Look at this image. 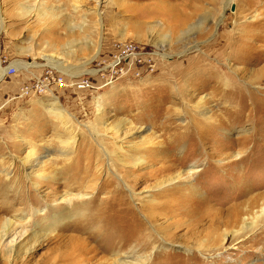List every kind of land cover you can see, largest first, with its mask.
I'll list each match as a JSON object with an SVG mask.
<instances>
[{
    "label": "rangeland",
    "instance_id": "rangeland-1",
    "mask_svg": "<svg viewBox=\"0 0 264 264\" xmlns=\"http://www.w3.org/2000/svg\"><path fill=\"white\" fill-rule=\"evenodd\" d=\"M127 44L138 59L97 90ZM46 70L92 89L17 97ZM1 71L0 264H59L100 222L156 263L264 264V0H0Z\"/></svg>",
    "mask_w": 264,
    "mask_h": 264
},
{
    "label": "bare ground",
    "instance_id": "bare-ground-1",
    "mask_svg": "<svg viewBox=\"0 0 264 264\" xmlns=\"http://www.w3.org/2000/svg\"><path fill=\"white\" fill-rule=\"evenodd\" d=\"M195 13L194 9H189V12L185 13H177L175 14V24L178 27H184L186 26L187 28L190 27L189 26V21L190 19H192L193 14ZM202 19V18H201ZM195 26V25H194ZM192 26V27H194ZM192 27L190 29H192ZM251 33V32H250ZM221 39V38H219ZM223 39V38H222ZM217 45V44H216ZM219 45V44H218ZM223 45V44H222ZM231 47V46H230ZM219 48V47H218ZM217 49V48H216ZM219 50V49H218ZM238 60V59H237ZM236 60V61H237ZM61 61H63L62 57H53L52 60L48 61L51 65L55 66V67H62V63H60ZM241 62V61H239ZM5 71H1V75L4 74ZM226 84V83H225ZM170 86V85H169ZM204 109V108H203ZM202 109V110H203ZM60 112V111H59ZM56 116L58 118H62L63 116L60 114H56ZM211 120L210 118L208 119V121ZM215 124V122H213ZM200 126V125H199ZM178 128V127H177ZM202 129V126H201ZM177 136V135H176ZM172 141V140H171ZM158 144V143H157ZM159 145V144H158ZM161 145V143H160ZM35 152H33L32 150H30L27 155L25 156V161L26 163L31 162V158L34 156ZM132 158V157H131ZM125 160V159H123ZM132 160V159H131ZM134 160V159H133ZM89 161V160H88ZM129 161V160H128ZM124 162V161H123ZM126 162V161H125ZM144 162L143 159L138 158L136 159L135 163H133V165L131 166H136L139 167L140 165H142V163ZM39 163H36V166ZM40 165V164H39ZM125 167V166H124ZM130 168V167H129ZM135 169V168H133ZM140 169V168H139ZM138 170V169H137ZM136 170V171H137ZM153 171L151 170L152 174ZM156 173V172H155ZM158 173V172H157ZM76 176V175H75ZM146 176V175H145ZM182 176V173H177L176 175H174L171 179H168L166 182L167 183H173L174 181H177L180 177ZM36 178H42L41 175H35ZM77 178V177H75ZM79 178V177H78ZM157 178V177H156ZM146 179V178H145ZM53 180V179H52ZM73 180V179H71ZM74 181V180H73ZM78 182V181H76ZM74 183V182H73ZM83 185V184H82ZM107 185V184H106ZM79 186V185H77ZM96 186V185H95ZM99 187V186H98ZM103 186H101L100 188L102 189ZM100 188H96V192L98 193V191H100ZM192 191H195L194 188H191ZM94 192V191H93ZM95 192V193H96ZM79 194V193H78ZM82 194V193H81ZM84 194V193H83ZM87 194V193H86ZM82 197L84 196H80V199H82ZM96 196H94V194L92 195V197H90L87 202H88V206L93 205V203H95L97 200L95 198ZM78 198V197H77ZM74 199V198H73ZM77 200V199H75ZM108 200V199H107ZM107 200L101 201V203L98 205V211L103 212V210L105 211L107 208L105 207ZM110 200V199H109ZM82 201V200H81ZM79 202V201H78ZM84 202V201H82ZM97 203V202H96ZM77 204V202H76ZM81 207L82 205H85L83 207H86V204H80ZM71 206V205H70ZM68 207V206H67ZM95 207V206H94ZM50 208V207H49ZM92 208V207H91ZM85 209V208H84ZM95 209V208H94ZM44 210V209H43ZM73 210V209H71ZM88 210H90V208L88 207ZM41 211V210H40ZM156 213H158L159 211H155ZM42 213V212H41ZM49 213V212H48ZM91 213V212H90ZM89 213V214H90ZM95 213V212H94ZM264 213V208H262L261 210V214ZM71 214V211L65 210L63 211L60 216L58 213L52 214L49 213L48 216L42 217L40 218V220L42 222H46L47 219L50 222V227H52V225H54L56 222L57 217L59 216V219H62L63 217L67 216ZM77 214V213H76ZM75 215V213H72V216ZM83 215V214H82ZM93 215V214H92ZM96 215V214H95ZM33 216V215H32ZM52 218H49L51 217ZM78 216V215H77ZM150 216V215H149ZM71 217V216H70ZM79 217V216H78ZM147 217V216H146ZM151 217V216H150ZM259 217V216H258ZM67 218V217H66ZM68 219V218H67ZM65 219V220H67ZM35 220V219H34ZM64 221V220H61ZM0 244L2 243V240L4 239V237L9 233V231L11 230V228L13 229L14 223L15 221H12L11 219H3L0 221ZM49 222L47 225H49ZM64 223H68V222H57L56 224L58 226H60L61 224ZM147 224L150 225L153 224L152 226L154 227L153 231L156 232V234H160L161 233V224H158L157 222H146ZM55 224V225H56ZM75 222L72 224L74 225ZM56 227V226H55ZM126 224H119V225H115L114 222H100L99 227L97 228V234H88V239L90 240H94L95 242V246L93 245H82V246H78L76 247V249L73 250L72 253H70L69 255H64L62 256V258L58 261V263L60 264L62 262V264H163L162 262L160 263H156L154 262L155 258H159L157 255L154 256V258L151 260L150 254L147 255L146 251L148 250V246L145 245V243L143 244V246H140L137 242L141 241V237H137L136 234V230L133 227V229L130 230V233L128 234V242L134 243L133 246L130 247V252L127 254H121L119 252H114L112 250H116V249H120L124 244L120 243L118 241H121L120 239H118L120 237L119 235V231L125 229ZM148 227V226H147ZM151 227V226H150ZM54 228V227H53ZM56 229V228H55ZM248 229L249 230V226L244 224L240 230L234 231L233 234L234 235H238L241 234V230H245ZM54 230V229H53ZM152 231V230H151ZM150 232V231H149ZM243 232V231H242ZM101 234V235H100ZM103 234V235H102ZM144 234V233H143ZM162 234V233H161ZM140 235V234H139ZM102 236V237H101ZM96 237H99V240H96ZM166 237V236H165ZM226 239V237H225ZM225 239L223 242H225ZM145 240V239H143ZM125 241V240H124ZM162 241V240H161ZM81 244V243H80ZM138 244V245H137ZM226 244V243H225ZM124 247V246H123ZM8 249V248H7ZM9 253L11 254L13 252V246L9 247ZM120 251V250H119ZM8 253V252H7ZM103 254L101 256H98L99 254ZM65 254V253H64ZM98 256V257H97ZM157 256V257H156ZM169 262V261H168ZM57 263V261H56ZM166 264V263H164ZM169 264V263H167Z\"/></svg>",
    "mask_w": 264,
    "mask_h": 264
},
{
    "label": "built area",
    "instance_id": "built-area-1",
    "mask_svg": "<svg viewBox=\"0 0 264 264\" xmlns=\"http://www.w3.org/2000/svg\"><path fill=\"white\" fill-rule=\"evenodd\" d=\"M135 52L136 47L132 44L121 46L119 51L113 56L111 62L105 66L107 72L100 77V84L97 90L111 84L124 71L131 68L134 65V61L138 59V55ZM14 73L15 70L13 68L7 69V75ZM53 88L85 91L92 89V85L87 79L81 78L77 80L67 78L51 70H46L39 78H35L31 83L23 84L18 91L17 97L26 98L32 94L43 95Z\"/></svg>",
    "mask_w": 264,
    "mask_h": 264
}]
</instances>
